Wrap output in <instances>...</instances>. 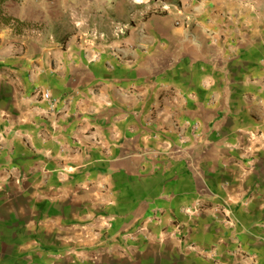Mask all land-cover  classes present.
<instances>
[{"label": "crops", "instance_id": "crops-1", "mask_svg": "<svg viewBox=\"0 0 264 264\" xmlns=\"http://www.w3.org/2000/svg\"><path fill=\"white\" fill-rule=\"evenodd\" d=\"M183 19L0 30V264H264V0Z\"/></svg>", "mask_w": 264, "mask_h": 264}, {"label": "rangeland", "instance_id": "rangeland-1", "mask_svg": "<svg viewBox=\"0 0 264 264\" xmlns=\"http://www.w3.org/2000/svg\"><path fill=\"white\" fill-rule=\"evenodd\" d=\"M188 1L8 0L2 10L24 22L20 28L13 23L20 32H95V40L109 43L123 40L130 32H140L152 16L172 18L185 26L183 14ZM11 28L0 30L13 32Z\"/></svg>", "mask_w": 264, "mask_h": 264}, {"label": "built area", "instance_id": "built-area-1", "mask_svg": "<svg viewBox=\"0 0 264 264\" xmlns=\"http://www.w3.org/2000/svg\"><path fill=\"white\" fill-rule=\"evenodd\" d=\"M42 97L45 100H50V95H49V93L47 91H44L42 93ZM180 146H181V143H179L177 145H173V144L169 145L167 147V150H166L165 154H167V155H179L180 156L181 153H182V148ZM152 156L156 157L157 156V152H153ZM200 209H201V207L199 206V204L195 203L192 206L184 209V212L189 214L190 216H197L199 214V212H200ZM177 228H178V226H177ZM247 259H251V257L247 256Z\"/></svg>", "mask_w": 264, "mask_h": 264}, {"label": "trees", "instance_id": "trees-1", "mask_svg": "<svg viewBox=\"0 0 264 264\" xmlns=\"http://www.w3.org/2000/svg\"><path fill=\"white\" fill-rule=\"evenodd\" d=\"M7 1L8 0H0V29H6L9 27H13L11 28L13 32H20L19 29L16 30V27L20 28L21 25L24 24V22L20 21L18 18L12 15L7 14L6 12L2 10V5L6 3ZM13 23L16 24V27Z\"/></svg>", "mask_w": 264, "mask_h": 264}]
</instances>
